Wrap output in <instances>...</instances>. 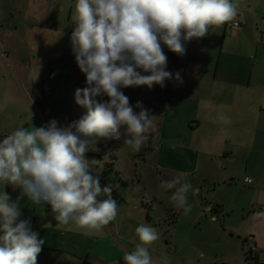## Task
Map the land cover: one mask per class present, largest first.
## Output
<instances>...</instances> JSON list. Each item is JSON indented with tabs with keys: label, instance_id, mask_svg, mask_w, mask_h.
<instances>
[{
	"label": "crops",
	"instance_id": "crops-1",
	"mask_svg": "<svg viewBox=\"0 0 264 264\" xmlns=\"http://www.w3.org/2000/svg\"><path fill=\"white\" fill-rule=\"evenodd\" d=\"M233 2L238 6L237 16L221 27L210 28L205 37L186 42L183 56L161 44L167 56L165 70L179 72L182 82L170 79L163 87L157 84L151 89L137 86L121 91L129 97L134 111H140L135 107L140 102L153 116L147 143L159 142V146L152 171L167 176L168 181L178 175L183 182L195 178L192 193L200 196L196 209L172 212L173 226L187 223H180V216L195 215L193 224L219 230L218 219L222 217L230 235L252 239L257 260L250 259L248 264H264V161L256 158L252 168L244 170L242 186L241 182L231 183L232 168L223 164L218 169L224 161L230 164L234 147L264 149V47L260 43L264 0ZM75 3L18 0L14 7L21 22L26 27L35 25L39 35H11L4 26L10 13L0 8V135L47 126L52 120L57 126L65 122L71 125L86 114L85 108L75 102V91L86 87V77L75 61L71 35H67L70 31L64 28L62 35L57 26L66 11L71 18ZM233 21L240 24L236 31L229 29ZM107 99L97 97L98 101ZM76 107L82 108L78 118ZM113 145L101 150L111 151ZM131 154L135 157V152ZM118 160L111 152L110 159L99 160L105 166H92V174L99 176L100 184L112 186L111 195L118 205L116 218L94 236L58 224L49 205L33 204L27 197L20 200V219L30 220L32 231L45 241L42 248L70 254L76 260L72 264H124V254L139 243L135 229L148 224L159 236L147 246L154 264H169L162 262L161 256L170 255V242L157 222L163 219L168 205L160 201L161 191H138L141 186L146 190L148 185L145 164L141 169L133 160L125 176ZM245 175L251 178L250 183H244ZM127 188L130 191H125ZM3 191L12 201L21 195L19 188L0 184ZM207 211L212 214L211 220ZM181 240L191 249L181 258L183 261L174 264H214L210 252L217 254L221 245L225 247L220 238L211 235ZM172 251L177 254L176 245H172Z\"/></svg>",
	"mask_w": 264,
	"mask_h": 264
},
{
	"label": "clouds",
	"instance_id": "clouds-1",
	"mask_svg": "<svg viewBox=\"0 0 264 264\" xmlns=\"http://www.w3.org/2000/svg\"><path fill=\"white\" fill-rule=\"evenodd\" d=\"M237 14L233 0H76L70 40L86 87L76 89L75 102L87 112L65 128L52 120L0 140V184L21 190L15 201L0 192V264H37L45 243L32 231L30 220L20 219L22 197L49 205L58 224L71 225L85 236L96 235L116 218L112 186L101 187L99 176H93V161L85 156L92 142L81 136L123 137L124 145L140 151L149 140L153 116L140 102L135 105L140 111H134L121 89L163 87L170 79L182 82L179 72L165 70L161 44L183 56L186 42L205 37L210 28ZM104 96L106 101L97 100ZM220 119L228 122L225 116ZM250 182L245 176L244 183ZM162 187L174 189L170 199L177 207L191 210L187 196L192 185L181 176ZM135 233L139 243L124 254V264H154L147 246L159 238L157 230L141 224Z\"/></svg>",
	"mask_w": 264,
	"mask_h": 264
},
{
	"label": "rangeland",
	"instance_id": "rangeland-1",
	"mask_svg": "<svg viewBox=\"0 0 264 264\" xmlns=\"http://www.w3.org/2000/svg\"><path fill=\"white\" fill-rule=\"evenodd\" d=\"M18 0H0V8L2 10H6L10 13L8 18L4 20V26L11 31V35H39V32H37V27L35 25H29V27H26L25 24H23L16 12L15 9V3H17ZM260 21L264 22V14H260ZM59 30H61L63 35V30L70 31L67 35H71L73 31L74 24L70 18V15L68 14V11H66L60 19V22L57 24ZM0 32H1V24H0ZM74 113L76 117L78 118L82 114V108L76 107L74 109ZM68 123H60L58 127L65 128L68 127ZM75 131V129H73ZM81 139H89L92 143L90 146V150L85 153L86 158L89 161H93V164L97 166L100 169L104 165V163L99 162L100 158H106L110 159V153L112 152L114 156H117L118 160V168H120L121 172L126 176V172L132 168L133 160L136 161L137 166L139 168H143L145 164V174L148 181V185L146 186V190L143 189V186L139 187L138 191H161V199L160 201H163L165 204L168 205L167 210H164L163 219L160 221H157L159 223L158 226L161 228L162 235L168 239L170 244L167 246L170 247V251L167 250L170 255L169 256H161L162 262L174 264L178 263L179 260H182L183 256H185V252L189 251L191 249L190 245L184 244L181 239H184L185 237L189 238H200V237H211L220 238V242L223 245L225 244V247H222L219 250V252L216 254L215 251L210 252V256H212L214 264H221V262H227L228 264H246L244 260V250L247 249L248 244L244 241V239L238 238L237 235H230L228 233V228L224 225V221H222V217H218L220 228L219 230H212L211 226L210 229H206L203 226H200L199 224H193L192 222L196 221L195 215H185L180 216V223H183L187 221L186 224H182V226L174 227L173 221L175 219V215L172 212H177L179 214L180 207H177L175 203L170 199L171 195L174 191V189L169 190L165 187H162V183L167 180V176L161 174H156L154 171H152V166L154 162V156L156 155V148L159 146V142L155 143H146L143 145L140 149V151H134L129 146L124 145L123 143V137L120 140L114 141V147L111 151L109 150H101V148H97L96 144L98 142L97 137H90L86 138L81 136ZM102 142H105L104 138L101 139ZM232 150V154L229 159H231L230 164H227L226 161L219 164V171L222 168V165H226V167L232 168L233 179L231 183H239L241 182V186L243 184V176H244V170L247 168V170H250L252 168L254 160L264 158V149H259L258 147L255 148H240V147H234ZM135 152V157H133V154L131 152ZM246 159H248V163H246ZM92 165V166H94ZM264 165V164H262ZM246 176V175H245ZM128 184H131L130 179H126ZM183 182V181H182ZM185 182L192 185L195 183V178H190L189 180H185ZM101 185V184H100ZM101 187H104L101 185ZM130 188V187H129ZM127 188L125 191H130V189ZM199 188V186H198ZM117 191H119L117 189ZM169 191V192H167ZM21 196V195H20ZM200 196L196 197L193 195L192 190L189 191L187 200L188 205L191 206V208L196 209L194 206L199 201ZM25 197H22L20 200H24ZM183 209V208H182ZM207 217L211 220L212 214L211 212H206ZM178 218V215L176 216ZM217 219V218H216ZM190 222V224H189ZM236 222L235 224H238ZM159 229V230H160ZM2 233V232H1ZM3 234V233H2ZM187 241V240H186ZM174 242V244H173ZM188 242V241H187ZM172 245L177 246V254H173L172 251ZM58 246V244H57ZM57 249H46L45 247L42 248L41 252L38 254L37 257V264H72L76 260L74 258L65 252H59L56 251ZM251 264H255L254 262Z\"/></svg>",
	"mask_w": 264,
	"mask_h": 264
},
{
	"label": "built area",
	"instance_id": "built-area-1",
	"mask_svg": "<svg viewBox=\"0 0 264 264\" xmlns=\"http://www.w3.org/2000/svg\"><path fill=\"white\" fill-rule=\"evenodd\" d=\"M240 28V24L237 21H233L229 24V29L232 31H236ZM260 43L261 46L264 47V32L260 33ZM6 136L0 135V140H2L3 138H5ZM93 170V167H92ZM245 242H247L248 247H247V251H248V255L250 257V259H254L255 254H256V247L253 245V241L251 238H247L245 239Z\"/></svg>",
	"mask_w": 264,
	"mask_h": 264
},
{
	"label": "trees",
	"instance_id": "trees-1",
	"mask_svg": "<svg viewBox=\"0 0 264 264\" xmlns=\"http://www.w3.org/2000/svg\"><path fill=\"white\" fill-rule=\"evenodd\" d=\"M86 110V108H85ZM87 112V110H86ZM99 140L97 142V146L99 148H109L112 144H113V139H110V138H104V137H97ZM104 138L105 142H102L101 139ZM216 210V209H215ZM245 241V240H244ZM248 251L247 249L244 250V260H245V263L248 264L249 263V260H250V257L248 255ZM253 260H257L256 257H254Z\"/></svg>",
	"mask_w": 264,
	"mask_h": 264
}]
</instances>
